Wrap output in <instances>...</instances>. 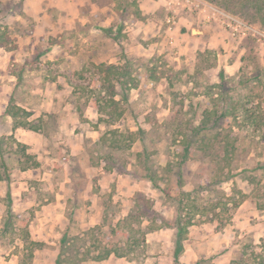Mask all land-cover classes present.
I'll list each match as a JSON object with an SVG mask.
<instances>
[{"label": "rangeland", "instance_id": "374dc122", "mask_svg": "<svg viewBox=\"0 0 264 264\" xmlns=\"http://www.w3.org/2000/svg\"><path fill=\"white\" fill-rule=\"evenodd\" d=\"M165 4L0 0V264H228L264 246V0H197L171 34Z\"/></svg>", "mask_w": 264, "mask_h": 264}, {"label": "trees", "instance_id": "16d2710c", "mask_svg": "<svg viewBox=\"0 0 264 264\" xmlns=\"http://www.w3.org/2000/svg\"><path fill=\"white\" fill-rule=\"evenodd\" d=\"M262 9H264V7H261ZM7 42L4 36L0 35V46H4L7 47ZM106 73L108 76L113 77L118 84L122 87H125L126 85H133L132 82L130 80L132 79V74L130 69L127 66H122V65H118V64H109L106 67ZM137 85V84H135ZM120 100H117L115 98H111L110 101V105H117L119 104ZM235 109V108H234ZM6 113L10 116L13 117L14 119V123L16 126H24V127H28L30 129H34V126L31 124L30 120L26 119V116L30 114V112L26 111L24 108L16 106V105H10L6 108ZM20 115H25L24 120H21L22 118H20ZM228 115V110H224L221 111V113H219V115L216 116L215 121H219L222 118H224L225 120H227L226 116ZM192 139V138H190ZM192 140H188L187 141V151H190V144H191ZM22 155H24L25 160L27 162H29L30 166L33 165H37L38 161L35 160L33 158V156L29 153L26 152V150H22ZM187 156L183 157L181 164H184V162L186 161ZM0 160H1V164L3 166L4 169V173H5V180L7 181V190H6V199H7V213L4 219V224L6 226V228H8L11 224H12V219H13V194H12V188H11V175L8 172V164L7 161L5 160L4 157V149H3V141L2 139H0ZM179 175H181V171L179 173ZM151 180H153L151 178ZM186 195H192V192H185ZM244 198H241V200ZM240 201L237 200L235 201L234 205L237 206L239 205ZM183 209V208H182ZM192 224V218H189L188 221L184 222L183 221V217L181 213H178V215L176 216V240H175V257L178 258L179 255L183 252L184 250V240L186 239V234L188 232V227L189 225ZM67 240L66 238L63 239L62 241V249L65 248V244H66ZM64 246V247H63ZM261 250H256V249H252L249 250L247 248H243L237 255L235 258H233L228 264H264V246H260ZM119 250H115L114 248H109L107 249L104 254H101L100 256H98L97 259L99 260H104L107 259L112 253H118V255H121L122 253L118 252ZM62 260H61V255L58 257L57 259V263L61 264ZM194 264H202L201 261H197ZM209 264H215V263H209Z\"/></svg>", "mask_w": 264, "mask_h": 264}, {"label": "built area", "instance_id": "2783aa9c", "mask_svg": "<svg viewBox=\"0 0 264 264\" xmlns=\"http://www.w3.org/2000/svg\"><path fill=\"white\" fill-rule=\"evenodd\" d=\"M197 0H166L165 7L168 11L167 22L170 23L169 28L172 29V25L175 23L176 15L181 9H192V4ZM218 11V10H217ZM216 13V12H215ZM235 31L238 28H235ZM233 33V32H232Z\"/></svg>", "mask_w": 264, "mask_h": 264}, {"label": "crops", "instance_id": "0c3cea01", "mask_svg": "<svg viewBox=\"0 0 264 264\" xmlns=\"http://www.w3.org/2000/svg\"><path fill=\"white\" fill-rule=\"evenodd\" d=\"M144 13H145V12H144ZM141 26H142V25H141ZM173 26H175V25H173ZM173 26H172V29L174 28ZM147 27H149V28H150V27H151V25H150V26L148 25ZM149 28H148V29H149ZM151 28H152V27H151ZM152 29L154 30V26H153V28H152ZM172 29H171V28H169V27H167V31H168V33H167V34H171V32L173 31ZM153 30H152V31H153ZM171 30H172V31H171ZM198 31H199V32H203V31L200 29V27H198ZM147 33H148V32H147ZM172 34H176V33H174V32H173Z\"/></svg>", "mask_w": 264, "mask_h": 264}]
</instances>
